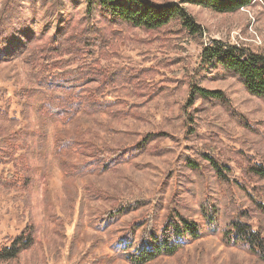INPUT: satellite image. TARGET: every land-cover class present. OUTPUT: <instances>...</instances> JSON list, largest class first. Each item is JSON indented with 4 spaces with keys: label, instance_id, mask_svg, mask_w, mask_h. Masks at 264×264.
<instances>
[{
    "label": "rangeland",
    "instance_id": "rangeland-1",
    "mask_svg": "<svg viewBox=\"0 0 264 264\" xmlns=\"http://www.w3.org/2000/svg\"><path fill=\"white\" fill-rule=\"evenodd\" d=\"M84 1L0 0L1 26L11 18L10 30L21 25L27 30L18 38L28 32L43 33L45 28L47 36L59 32L56 20L49 21L60 14L59 23L68 27V44L79 35L87 36L88 43L102 38L99 58L95 56L104 68L101 75H120L123 83L104 96L115 103L108 114L75 119L65 126L54 119L45 123L38 115L40 103L31 92L25 64L18 57L0 62V177L19 171L25 179L24 186L15 189L0 184V251L9 249L21 232L27 239L26 248L0 264H129L121 258L112 260L114 237L90 224L107 202L152 201L159 209L158 221L176 203L182 215L201 222L195 211L207 192L218 200L225 198V192L207 168L199 173L186 171V159L204 164L198 156L209 153L229 163L235 176L248 163L264 161V101L249 95L235 76L216 68L204 70L201 64L203 50L215 45L264 55L262 1L254 0L235 13L218 14L180 5L182 0H150L179 5L197 33H187L176 24L149 32L111 25L101 17L86 19ZM195 87L219 92L224 101L191 98ZM70 138L78 139L77 144H92L104 155L141 148L127 158L115 159L113 163H118L104 171L74 148L60 154L56 142ZM10 143L18 150L5 165L2 153ZM62 156H67L72 167L81 165L78 170L85 169L83 176L77 172L68 178L56 160ZM227 193L236 195L231 189ZM140 213L117 220L111 232ZM148 264L260 263L242 249L225 244L220 235H205L174 256Z\"/></svg>",
    "mask_w": 264,
    "mask_h": 264
},
{
    "label": "trees",
    "instance_id": "trees-1",
    "mask_svg": "<svg viewBox=\"0 0 264 264\" xmlns=\"http://www.w3.org/2000/svg\"><path fill=\"white\" fill-rule=\"evenodd\" d=\"M253 1L182 0L179 4L199 6L218 14H230L249 6ZM260 1L264 3V0ZM84 2L86 19L94 20L101 17L111 25L124 24L149 32H159L170 24H176L187 33H197V27L177 4L158 5L150 0ZM61 16L62 14L57 18H50L49 22L52 24L56 20L55 27L59 32L48 36V28H45L43 33L28 32L18 38L20 32L27 31L23 25L15 31L8 28L11 18H8L5 27L1 26L3 23L0 21V62L20 58L28 69L32 83L31 92L40 103L38 115L45 123L54 119L65 126L73 123L75 119H87L92 116L97 118L108 114L115 103L104 96L110 89L118 88L123 83L120 75L116 76L114 73L101 75L104 68L98 66L95 56L99 58L98 51L103 47L102 38L98 42L88 43L87 36L79 35L75 43L68 44L65 40L68 27L59 23ZM18 20L21 24L24 21L22 18ZM76 62L80 66H75ZM201 64L205 66L204 70L216 68L223 74L235 76L249 95L264 101V55L250 54L239 47L215 45L203 50ZM190 97H197L205 102L224 101L221 93L197 87L191 90ZM76 141L78 139L75 138L68 141L58 140L56 142L58 152L61 154L62 151L74 148L85 160L89 159L90 164L97 169L101 167L104 171H109L107 169L118 163H113L115 159L127 158L130 153L133 154L141 148L138 146L132 151L118 150L112 153L111 157L109 154L104 155V151L92 144H77ZM9 146L8 152L2 153L7 160L5 165L11 163L13 154L18 150V147L11 143ZM208 154L198 156L205 162L204 164L186 159L183 167L186 171L196 173L207 168L225 192V198L219 196V199L223 200L213 199L207 192L205 200L198 204L195 211L201 222L182 215L176 203L173 207L169 205V212L158 221L160 214L157 205L152 201L137 199L107 202L106 209L94 214L90 224L96 230L114 237L110 243L112 260L121 258L129 264H148L174 256L187 244L205 235H220L225 244L242 249L258 263L264 264V161L248 163L240 169V176H235L229 163ZM66 157L62 156V160H56L61 163L60 168L68 178L76 177L77 172L80 177L83 176L85 169L78 170L81 169V165L70 166ZM0 184L15 189L20 184L24 186L25 179L19 171L14 174L6 173L0 177ZM227 189H231L232 193L235 190L236 195L233 193L234 195L230 196ZM135 211L141 213L119 231L111 232L117 220ZM23 234L21 232L12 241L9 249L0 251V261L13 260L27 247V239L22 237Z\"/></svg>",
    "mask_w": 264,
    "mask_h": 264
}]
</instances>
